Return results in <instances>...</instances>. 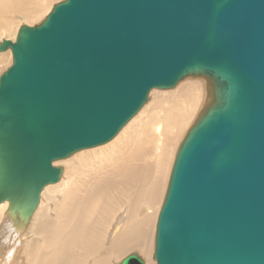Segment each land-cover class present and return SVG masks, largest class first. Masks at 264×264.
<instances>
[{"label": "water", "instance_id": "95a60500", "mask_svg": "<svg viewBox=\"0 0 264 264\" xmlns=\"http://www.w3.org/2000/svg\"><path fill=\"white\" fill-rule=\"evenodd\" d=\"M9 49L0 206L32 216L56 162L111 143L153 90L203 77L211 103L177 152L155 261L264 264V0H66Z\"/></svg>", "mask_w": 264, "mask_h": 264}, {"label": "bare ground", "instance_id": "6f19581e", "mask_svg": "<svg viewBox=\"0 0 264 264\" xmlns=\"http://www.w3.org/2000/svg\"><path fill=\"white\" fill-rule=\"evenodd\" d=\"M12 1L0 0V25L5 23V27L10 25V22L2 21L1 16L5 13L8 14L19 9L18 11L23 12L24 16L30 17L42 9L39 0H14V4L11 3ZM183 89L181 94L177 96L184 101V105L180 104L178 99L176 105L171 107L172 109H166L167 107L162 109L161 106L162 108L157 113H152L153 115L149 116V124L145 125V123L144 128L139 133L136 132L137 134L128 140L125 147L123 144L120 150L116 151L117 155H112L114 154L112 153L111 157L108 158L101 153L102 156L100 154L98 157L96 156L98 160L82 159L89 177L87 176L86 181L81 184L72 183L71 189L69 188L71 191H67L71 193V198L66 202L63 197L64 205L67 204L68 206L66 210L61 211V206H56L59 212L54 207L55 213H50L47 209L39 208L32 216H22L17 214L9 203L0 206L1 214L9 207L7 209L9 214L7 215L11 221L10 230L18 227L19 233H21L24 230L22 228L28 226L27 233L33 232L43 235V242L33 247H29L28 243L24 245L23 250L27 251L28 264H72L73 262L82 264L81 260L75 258V247H83L86 252L88 251V254L92 255L104 246L106 249L112 246V249L119 256L131 249H140L146 255L149 248L147 238L151 222L150 209L159 198L163 175L166 172L165 167L171 155L172 142L175 141L174 139L179 133L184 131L190 120L192 121L193 114L202 103L201 83H192ZM170 103L172 104V102ZM160 111L164 114L161 115ZM56 163L55 166H57ZM120 201L126 203L129 210L121 215L116 222L111 235L113 240L111 239L105 245L92 243L89 246V241H84V237L92 234L94 227L90 226L94 223L92 225L90 223L93 217L100 215L99 210L101 209H110V206L111 209H114ZM94 219L96 221V218ZM98 223L97 225H99ZM19 233H17L18 241L20 239ZM49 244L52 247H49ZM6 248L9 250L10 247L7 246ZM50 248L53 250L50 251ZM113 256L116 257V255ZM109 257L112 258V255ZM9 262L5 257L0 256V264H8ZM106 263V261H102L101 264Z\"/></svg>", "mask_w": 264, "mask_h": 264}, {"label": "rangeland", "instance_id": "374dc122", "mask_svg": "<svg viewBox=\"0 0 264 264\" xmlns=\"http://www.w3.org/2000/svg\"><path fill=\"white\" fill-rule=\"evenodd\" d=\"M64 1L66 0H39V2H41L42 9L38 12H35L36 14H32V16L30 15V17L24 16L23 12L21 13L20 11H18L19 9H16L15 11L8 13V14L5 13L3 16H1L2 21L3 22L4 20L8 21L10 22V25L9 27L7 26L5 27V23L4 25H0V43L5 40L15 42L19 30L23 26L36 27V26L41 25L47 19L48 15L52 12L53 8L56 5ZM11 3L14 4V0ZM12 64H13V57H12L11 50L5 53H0V77L12 66ZM192 83L193 84L201 83V86H202L201 102L202 103L200 104L199 108L196 110L197 112L195 111V113L193 114L192 121L190 120V123H189L191 125L189 126L188 124L185 127L186 129L184 128V131L179 133L176 139H174L175 141L172 142L173 144H172L171 152H170L171 155L169 156L168 163L165 167L166 172L163 175V183L161 186L159 198L155 202V204L152 205V208L150 209L151 210V213H150L151 222H150V226L148 229V238H147L148 240L147 243L149 247L148 252L145 255V253L141 251L140 249H131V250H128L123 255L119 256L118 253H116L112 249V246L108 247L107 249L104 246L103 248H101L100 250H97L92 255V254H88V251L86 252V249L84 250L83 247H80V248L75 247V250H74L76 252L75 258L81 260L82 264H93V263L101 264L102 261L104 262L106 261L107 262L106 264H119L125 256L133 252L139 253L145 259L147 264H157V262L155 261L154 254H155L156 225H157L158 216H159V213L165 201L167 189L169 186V179L171 176V172H172V168H173V164H174L177 152L181 144L183 143L185 137L187 136L188 132L196 124L198 119L201 117V115L204 113V111L207 109V107L211 103V84L209 80L203 77H189L185 79L184 81H182L173 90H169V91L153 90L149 96L148 103L145 105L142 111L125 127V129L111 143L105 146H102V147L81 151L73 155L67 160H63V161L56 163L57 167H61L62 169H64V173L61 179L62 182L58 183L59 186L58 184L52 185L53 187L50 186L46 188L47 190L46 189L44 190V193H42V196H41V204L39 206L40 209H47L48 212L50 213H55L56 206H61V209H62L61 211L66 210L68 206L67 204L64 205L63 199L65 198L67 202L71 198L70 197L71 193H68V192L71 191L70 189H71L72 183L81 184L82 182L86 181L87 176H88L87 175L88 171H86V169L84 168V162L82 161L83 158H85L84 160L89 159L88 161H90L94 159L98 160L96 156L98 157V154L101 155V153L103 154V156H108V158L111 157L110 155L112 153H114L112 155H115V154L117 155V152H118L117 150L118 149L120 150L123 144H124L123 147H125L126 144L128 143V140L133 135H136L137 133H139V131H141L145 125L149 124V119H150L149 116L151 117L154 113H157L159 109L162 107H163L162 109H165L166 107H167L166 109H172L176 105V101L180 98L177 95L181 94V92L184 90L183 88H185L186 85L188 86L189 84L191 85ZM170 102H172V104ZM174 102L175 104H173ZM178 102L184 105V101H182L181 99H179ZM156 106H158L159 108ZM157 108L158 110H155ZM161 111H160V114L163 115L164 113ZM99 149L101 150L99 151ZM62 206L65 208H63ZM7 209H9V207ZM7 209L5 211H2L3 214L0 213V256L5 257L7 261L9 260L10 262L8 264H28V257L26 255L27 251L23 250L24 245L28 243L29 247H33L43 242V239H44L43 235L41 233H38V234H35L33 232L27 233L28 231L27 229H29L28 226L23 227L22 229L24 230L21 231V233H19L20 230L18 229V227L13 230H10L11 221H10L9 216L7 215L9 214ZM107 209L99 210L100 215L99 214L96 215L91 220L90 224L92 225L94 223L93 224L94 226L93 225L90 226V227H94L92 228V234L91 236L89 234L88 236L84 237V241H89V246L92 243H96V244L101 243V245H105L111 239L113 240V238H111V235H112L113 229L115 228V224L118 221V219L121 217V215L128 212L129 206L126 207V203L120 201L119 205L117 203L114 209H111V206H110V209H108V211ZM56 211H58V209H56ZM94 218H96V221H94L95 220ZM97 223L99 225H97ZM94 232H97V233H94ZM17 233H19L20 235L19 241L17 239ZM6 245L10 247L9 250H7ZM49 247H52V245L49 244ZM52 250L50 248V251ZM10 252H13V253H10ZM111 255H112V258L109 257ZM113 255H116V257H114ZM72 264H76V263L73 262Z\"/></svg>", "mask_w": 264, "mask_h": 264}]
</instances>
